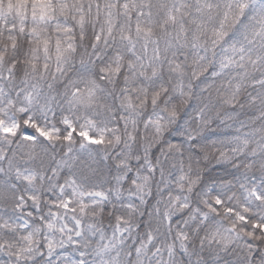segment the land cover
I'll return each mask as SVG.
<instances>
[{
  "label": "snow or ice",
  "instance_id": "1",
  "mask_svg": "<svg viewBox=\"0 0 264 264\" xmlns=\"http://www.w3.org/2000/svg\"><path fill=\"white\" fill-rule=\"evenodd\" d=\"M0 264H264V0H0Z\"/></svg>",
  "mask_w": 264,
  "mask_h": 264
}]
</instances>
